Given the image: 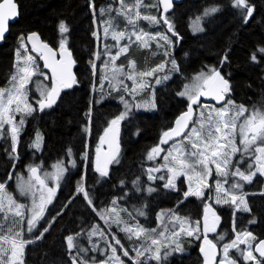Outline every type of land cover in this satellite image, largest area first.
<instances>
[{
	"label": "trees",
	"instance_id": "obj_1",
	"mask_svg": "<svg viewBox=\"0 0 264 264\" xmlns=\"http://www.w3.org/2000/svg\"><path fill=\"white\" fill-rule=\"evenodd\" d=\"M15 2L18 17L10 24L9 32L0 45V88L11 87L12 76L17 71L18 49L21 66L29 55L34 58L36 66V74L27 85L29 98L34 93V85L41 82L49 84L50 79H41L44 70L37 54L21 46L25 35L30 32L37 33L42 41L57 49L60 48L62 39L65 40V46L72 52L76 63V83L71 88H62L55 104L40 111L31 99L35 111L23 116L24 125L15 157L10 155V137L7 133L0 137V183L5 185V189L13 190L18 171H23L31 160L42 163L45 167L60 161L67 169L60 188L52 197V202L46 206L44 216L35 230L29 236L23 235V240L31 241L24 247V264H73V257L77 258V264H137V259L143 264H203L200 253L202 236L197 231L193 236L180 234V253L162 258L161 261L148 259L151 253L136 257V249L149 247L150 240L157 236L156 231L152 230L158 228L160 211L167 210L176 219L179 217L178 220L182 223L185 220V224L191 225V228H196L197 222L202 226L199 219L207 204L208 192L213 191V181L221 179L216 175L211 176V188L202 190L204 196L185 197L186 186L182 176L175 181V187H165L166 180L159 179L157 173L152 172L151 175L155 178L149 179L148 170L152 169L153 164L148 159V153L159 144L160 135L171 127L174 118L185 110L187 103L180 98V90L191 76L207 70L208 66L225 76L229 81L230 91L220 106L198 102L195 105V119H200V116H196L198 111L207 112L202 106L220 109L228 100L235 107H264V53L259 52L260 48H264V0H248L253 12L247 20L246 12L233 6V0H182L164 16L172 23L173 31L168 30L160 10L157 9L156 16L161 21V28L145 29L149 33L167 34L171 43L154 39L149 41L147 47L136 42L134 36L131 37V44L127 35L119 44L113 39V32L119 30L127 33L130 27L117 11L118 0ZM211 7H218L219 10L205 15L203 11ZM145 10L150 13L154 11L149 8ZM197 16L202 17L203 28L193 33L190 24ZM60 21H64L69 28L65 34L59 31ZM108 22L112 26L106 35ZM144 26L143 23L141 28ZM131 29L127 34L137 31ZM125 45H128V51L116 59L118 64L125 66L129 60H135L139 71L150 69L159 63L174 69L170 62L174 59L178 70L174 69V73L166 81L161 71L148 77L147 88H143V94L135 96V99L147 98V94L153 92L155 107L149 109L133 106L125 119L119 122L118 162L110 163L108 175L101 176L94 166L96 149L110 122L124 110V102L120 97L132 103V96L124 95V89L112 88L109 80L103 79L105 63L108 62L109 69L112 67L105 50L108 49L111 55H115ZM95 53H100L99 59ZM253 54L257 57L255 61L251 58ZM225 55L227 60L224 59ZM92 62L96 65L95 72ZM157 77L161 79L159 84L156 83ZM132 84L129 81L127 89L130 90ZM21 118V113H17L16 122ZM7 128L5 125V129ZM37 133L42 137V143L34 157L30 144L33 135L36 137ZM253 155H247L248 162L253 160ZM156 163L164 164V158L159 156ZM246 164L244 159L241 166L245 167ZM163 172L165 178L170 175L167 169ZM81 184L91 197L93 205H89L84 195L77 192V187ZM149 188L153 190L150 192ZM239 192L244 195L250 211H236L232 204H214L221 222L216 233L209 234L208 237L218 247L219 255L223 251L222 245L233 240L237 232L246 230L252 233L255 237L251 240L252 249L258 240L264 239V175H256L251 182H245ZM113 200L117 201L115 206L112 204ZM112 207L117 210L126 209L127 211L120 212L121 219L129 224L138 223L147 230L148 235L140 239H129L122 230L124 224L110 221L106 223L103 220L106 223L104 226L96 215L97 211ZM139 212H143V215H139ZM7 217L9 218L0 213V234L8 233L10 228L13 232L19 231L20 221L11 223L12 216L8 214ZM93 225H98L105 235L101 237L97 234L89 240L87 233ZM45 228L48 229L46 232ZM173 231L175 230L167 227L165 234ZM77 233H80L76 238L78 248L69 250L65 238ZM218 233L220 238L215 236ZM115 240H119L120 244H116ZM114 247L118 251L115 258L110 256L114 253ZM125 250L128 251V256L123 255ZM233 256L238 264H249L242 257L240 259L235 254Z\"/></svg>",
	"mask_w": 264,
	"mask_h": 264
},
{
	"label": "snow or ice",
	"instance_id": "obj_2",
	"mask_svg": "<svg viewBox=\"0 0 264 264\" xmlns=\"http://www.w3.org/2000/svg\"><path fill=\"white\" fill-rule=\"evenodd\" d=\"M160 3L164 6V11L171 7V0H160ZM121 7L118 9V13L121 15H128L130 10H125L123 0H120ZM233 6L242 8L246 12L245 20L247 17H250L253 12L252 6L248 4V0H233ZM139 7V0H138ZM218 7H211L205 10V15L217 12ZM103 11V10H101ZM18 15L17 5L14 3V0H3V3H0V40L4 38L5 32L7 31L8 21ZM149 20L153 23H160V20H157L155 16H140V12L137 10L135 13V19L129 18L128 23L135 27L136 19ZM199 17L197 18V21ZM163 23L168 26L169 31H173L172 23L163 17ZM111 22H108V26L105 28V34L109 32L111 27ZM196 29L199 28V24H196ZM59 31L61 34H65L69 31L67 24L64 21L59 23ZM175 35V33L173 32ZM95 35V33H94ZM128 36L129 44L133 41L132 36H135V41L143 47H147L150 40L159 39L164 41L166 44H170L171 40L167 34L160 35L157 34L153 36L149 33L136 32L133 31L131 34H127L124 31L119 33L113 32V39L119 41L125 36ZM38 40L39 37L33 33L27 39ZM66 41L62 39L60 48H61V60L48 62V54L54 56L55 53L48 47V45L43 44L40 48H36L37 51L46 50V53L42 51V55L45 59V67L51 68L52 70V87L50 89L44 88L41 90V98L36 101V104L39 107L40 111H43L45 108H50L56 102V98L59 96L60 90L62 88H70L73 84L76 83V78L71 72V53L66 49ZM24 47V45H21ZM35 47V44H34ZM128 51V45L122 46L118 49L115 55H111L110 50L106 49L105 54L109 56V62L112 63L111 69L108 68V62L105 63V75L103 79L109 80V83L116 87H123L126 91H129L130 94L135 95L138 91L143 90L147 85L144 83L143 78L153 76L154 73L162 71L164 65H159L157 68L152 69L148 72H143L137 74L135 72V63L133 61L129 62V71L125 72L123 66H115V60L121 55ZM260 53H264V48L259 49ZM167 54V53H166ZM97 59L100 58V53L94 54ZM67 57V59H65ZM252 60H256V54L252 55ZM225 60L227 56L225 55ZM20 52L17 50V71L16 74L12 76L11 87L8 89L0 88V137L7 136L11 139V153L15 157L16 147L19 142V135L24 125V115H30L35 109L33 105L29 102L28 89L27 85L31 80L32 76L36 74V68L34 64V58L29 55L24 60L23 66L20 64ZM173 68L177 69L176 61L173 59L170 61ZM93 71L96 70V65L92 62ZM122 76H126L127 79L133 82L132 88L127 89L124 85ZM165 76L163 79H167ZM114 82V84H113ZM156 83H161V79H156ZM230 91L229 81L226 80L221 73L212 69L210 74H200L195 78V82L189 86L185 85V90L180 92L179 95L187 96L190 103L187 112L183 113L177 120L176 126L171 128L168 131H165L162 135L161 144H167L169 141H173L172 147L167 151V154L163 157L165 160V165L163 167L167 168V171L170 175L167 176V183L165 187H175V179L180 175H188L189 172H194L197 178L200 180V186L195 190L192 187H189V191L185 192V197L189 195L204 196L202 188H209L210 186L206 182V178L212 175L213 168L215 166V172L218 177L216 181V193L217 199L216 203H225L232 204L235 207L236 211H250L247 201L243 195H235L232 191L225 189L224 184L228 183V178H239L234 180L231 185L232 190L241 189L243 184L242 182H251L253 177L259 173L264 175V112L259 110L252 111L249 115L245 116V113L248 110L240 105L235 107L231 100L225 102V107L220 109L207 108V106H202L207 109V112L201 111L199 113V121L193 119V107L192 105L198 104L200 96H212L217 101L225 99V94ZM122 102L125 104V111L120 113L119 116L114 118L109 125L108 129H105V135L109 132L118 133V125L121 120L125 118L128 114L130 105L127 101L124 100V97H120ZM139 107V105H137ZM155 107V105H151ZM21 113L22 118L19 122H16L15 114ZM243 118V119H242ZM238 121H240L238 123ZM191 123V127H190ZM5 125L8 126L5 129ZM239 135V144L242 147H238L236 144V137ZM176 138H180L176 140ZM103 137L101 138L103 142ZM42 137L39 133L36 135V139L31 145L33 148L39 149L41 146ZM164 151L160 146L153 147L148 153V159H154L156 156H159L160 153ZM242 152L244 154L252 153L254 154V165L255 170H253L254 165L249 164L246 170H241L239 163L237 162L234 170L232 157L238 153ZM69 151V155H70ZM243 159V156L241 157ZM118 162L116 158V153L113 152L108 158L101 163L99 157L96 162V171L100 173L101 176H107V165L109 163ZM74 164V161H72ZM55 167L54 173H44L42 178L40 173L39 166H30V178L27 182L26 187L21 186V191L24 193H31L33 197L32 205L28 209L30 213L27 219L28 231H31L36 227L37 223L44 216L46 206L52 202V197L55 194L54 188H49L46 184L47 179H52L56 182L57 186L60 179L63 176V173L66 171L62 163H58ZM199 169V171H197ZM160 169H149V179H154L151 175L153 171H159ZM160 179H165V177H160ZM189 180L192 179L191 176L188 177ZM123 183V181H121ZM136 183L135 181L133 182ZM5 185L0 183V213L5 214L7 218L8 214H11L14 217H19L22 221L25 216V206L22 204H17L11 196H8L5 192ZM35 189V191H33ZM139 190V189H138ZM153 189L149 188L148 191ZM37 192L39 197L37 199ZM77 192L82 193L87 200L89 205H93V201L89 196L86 189L83 185H78ZM117 203L116 200L112 201L113 206ZM94 208V206H93ZM96 209L94 208V211ZM121 211H127L126 209L117 210L116 207L111 209H102L97 211V215L101 219L105 220L106 223H116L124 224L123 231L127 233L128 238L140 239L146 237L148 232L138 223L129 224L123 221L120 217ZM204 231L214 232L216 231L215 225L219 222L220 217L212 209L211 205H205L204 208ZM211 214L212 222H208V214ZM131 216V213H129ZM139 215H143V212H139ZM235 215V212H234ZM177 219H180L177 217ZM191 230L185 229L183 223L180 226L179 231H173L171 242L176 244L174 251H181L182 248L178 243V238L181 233L186 234L187 236H193L196 231L199 229V222H197L196 228H191ZM48 229L45 228L46 232ZM155 231V230H152ZM9 235H0V264H24L22 256L24 252V247L27 243L31 241H25L22 239L23 231L13 232L10 228L8 229ZM99 234L101 237L105 235L103 231L99 229L98 225H93L92 229L87 233L89 240L92 236ZM43 235V233H41ZM80 235L77 233L74 235H68L65 239L67 242V248L72 250L73 248H78L76 243V238ZM161 237H165V233H160ZM243 237V238H242ZM166 238V237H165ZM255 237L252 236L250 232H237L236 237L231 243L225 244L223 246L224 259L220 261V264H235V261L229 258V249H237L241 251L245 260L253 261L254 264H264V241H260L258 245L255 246L254 251L259 253V257L262 259H257L253 254L252 246L249 244L250 240H254ZM205 244L208 245L206 250L204 247H201V251L205 253V264H210L209 254L216 248V245L213 244L210 240L207 239V235L204 236ZM116 244H120L119 240L115 241ZM245 244L249 245L248 250L244 251L240 249V245ZM7 245L8 247H5ZM122 247V246H121ZM168 245H165L160 239H151L149 247L144 248L143 250L136 249V257H144L145 253H151V256L148 259H154L156 261H161L162 258L166 257L169 253L167 251ZM161 249H164L163 254ZM80 251H86L85 249H80ZM112 251L115 253L116 249L113 248ZM124 256H128V251L123 252ZM214 259V255L212 256ZM73 264H77V258L73 257ZM82 264V262H81ZM137 264H143V262L137 259Z\"/></svg>",
	"mask_w": 264,
	"mask_h": 264
},
{
	"label": "rangeland",
	"instance_id": "obj_3",
	"mask_svg": "<svg viewBox=\"0 0 264 264\" xmlns=\"http://www.w3.org/2000/svg\"><path fill=\"white\" fill-rule=\"evenodd\" d=\"M119 1V9H120V7H121V4H120V0H118ZM123 2H124V8H125V10H130L129 12H128V15H121L122 16V19L124 20V21H126V22H128V20H129V18H133V19H135V13H136V11L138 10L139 12H140V16L141 17H143V16H155L156 18H157V16H156V11H157V9H158V5H157V0H139V7H138V0H129V2H125V0H123ZM145 8H149L150 10H154L153 12H148V11H146L145 10ZM206 9H209V8H206ZM205 9V10H206ZM205 10L203 11L204 13H205ZM199 17V20L197 21V18ZM190 21H191V19H190ZM189 21V22H190ZM145 24V26L143 27V28H141V26H142V24ZM199 24V28L200 29H202L203 27H202V17L201 16H197L192 22H191V24H190V29H191V31L193 32V33H196V32H198V31H200V30H197L196 29V24ZM189 25V24H188ZM131 28H134L135 30H137L136 32H144V33H149L145 28H161L160 27V24L159 23H153V22H151V21H149V20H144V19H142V18H140V19H136V25H135V27H133V25H130V27L127 29V33H129L132 29ZM149 34H151V35H153V36H156L157 34L156 33H149ZM156 41L158 40V39H155ZM24 47L26 48L27 47V44L24 42ZM29 55V54H28ZM130 61H133L134 63H135V72L137 73V74H139V73H143V72H148V71H151L152 69H154V68H157L159 65H164L163 63H159V64H156V65H154L152 68H150V69H145V70H143V71H139V70H137V63H136V61L135 60H129V62ZM129 62L125 65V66H123V65H121V64H118V63H116V60H115V66H117V67H121V66H123V68L125 69V72H128L129 71ZM111 65H112V63H111ZM35 68H36V66H35ZM212 69H215V68H213L212 66H208L207 67V70H203V71H201L200 73H198V74H196V75H194V76H191V78L189 79V81L187 82V83H185V85H189V86H191L194 82H195V78L197 77V76H199L200 74H205V75H207V74H210V72H211V70ZM162 72V77H165V76H167L168 78L167 79H169L171 76H172V74L174 73V69H170L168 66H165L164 65V68H163V70L161 71ZM41 79H44L45 81H47L48 79H50L49 80V84H45V82H41V83H38V84H36V85H34V93H32L31 95H30V98H29V102L33 105V103L31 102V99L34 101V103L36 104V101H38L40 98H41V90L42 89H44V88H48V89H50L51 87H52V79L51 78H49V76L46 74V72L44 71V72H42L41 73ZM40 79V80H41ZM121 79H123V82H124V85H126V87H127V85H128V82L129 81H131V80H129V79H127V77L126 76H122L121 77ZM157 79H158V77H157ZM167 79H165V81L167 80ZM148 77H144L143 78V81H144V83L146 84V85H148ZM113 84H114V82H113ZM185 85L183 86V88L180 90V92H183L184 90H185ZM132 86H133V84H132ZM112 88H117L116 86H113L112 85ZM122 89H124V95L125 94H130V92L129 91H126L125 90V88H123V87H121ZM132 88V87H131ZM144 88H147V86L146 87H144ZM61 91V90H60ZM141 91V90H140ZM138 91L135 95H132V94H130L131 96H132V103L130 102V101H127L128 103H129V105H130V108H129V110H128V112L131 110V108L134 106V107H136L137 105H139L140 107H142V108H149V109H152L153 107H151V105H153L154 104V95H153V92L151 93V94H147V98H139V99H135V96H140V95H142L143 94V92L144 91ZM179 96H181V95H179ZM180 98H183V99H185L186 100V103H187V105H188V103L190 102L189 101V99H188V97L187 96H181ZM57 99V98H56ZM37 105V104H36ZM186 105V106H187ZM222 107H225V105L224 106H222ZM222 107H220V108H222ZM33 108H34V105H33ZM38 109H39V107H38ZM247 110H248V112H246L245 113V116H247V115H249L252 111H254V110H259V111H262V112H264V107L263 106H252V107H249V108H246ZM125 111V104H124V110H123V112ZM199 111H198V114H196V116L198 115L199 116ZM17 114V113H16ZM16 114H15V116H16ZM127 116V115H126ZM125 116V117H126ZM117 117V116H116ZM115 117V118H116ZM125 119V118H124ZM123 119V120H124ZM195 121H199V119H195V115H194V118H193ZM243 119V118H242ZM122 121V120H121ZM240 121H238V123H239ZM192 125H190V127H191ZM118 127H119V125H118ZM36 139V137H35V134L33 135V138H32V141H31V144H30V148L33 150V152H34V156L37 154V151H39L40 150V148H41V146H40V148L39 149H36V148H33L31 145L33 144V142H34V140ZM180 138H178L177 140H179ZM239 135L237 134V137H236V144H237V146L238 147H242L240 144H239ZM42 143V142H41ZM172 144L173 143H170L168 146H166V147H164L165 145L164 144H161L160 143V139H159V144L158 145H156V146H160L161 148H163L164 149V151H162L161 153H160V157H164L166 154H167V151L172 147ZM155 146V147H156ZM101 149V145L96 149V152L98 151V150H100ZM95 152V153H96ZM251 154V153H250ZM244 155H249V154H244V153H242V152H238V153H236L233 157H232V160H233V168H232V170H234V168H235V166H236V164H237V162L239 163V166H240V168H241V170H246L247 168H248V165L249 164H253L254 165V155H253V160L251 161V162H248L246 165H245V167H243V166H241V163H242V159H241V157L243 156L244 157ZM159 156H156L154 159H151V162H152V164H153V167H152V169H160L159 171H153V173H157V176L159 177V179H160V177H164L165 176V173L163 172L164 171V169H167V168H165V167H163V165H165V160H164V164H158V163H156V160L159 158ZM94 158H95V156H94ZM95 160V159H94ZM58 163H62V162H60V161H56V162H53V163H51L48 167H45V166H43V164L42 163H39V166H40V175H41V177L43 178L44 177V173H49V174H51V173H54L55 172V165H57ZM63 164V163H62ZM30 166H38L37 164H36V161L35 160H31L30 162H28L25 166H24V168H23V171L22 170H20V171H18V173H17V176L15 177V180H14V188H13V190H9V189H4V192L8 195V196H11L13 199H14V201L17 203V204H22V205H24L25 206V216H24V219L21 221L20 220V218L19 217H14V216H12L11 214V216L12 217H10V219H11V223H14V221H20V224H21V226H20V230L19 231H23V235L25 234V236H29L31 233H33V231L35 230V228H33L31 231H28V226H27V219H28V217H29V215H30V213L28 212V209L31 207V205H32V201H33V197H32V194L29 192V193H24V192H22L21 191V186H25L26 187V185H27V182L29 181V178H30V175H29V168H30ZM63 166L65 167V169H66V166L63 164ZM212 168H213V172H212V175L211 176H215L216 175V172H215V166L214 165H212L211 166ZM67 170V169H66ZM253 170H255V165H254V167H253ZM197 171H199V169H197ZM65 174H66V171L63 173V176H62V178L60 179V181H59V184H58V186H57V184H56V182L54 181V180H52V179H47L46 180V184H47V186L49 187V188H54L55 189V194L57 193V191H58V189L60 188L59 186L61 185V183H62V181H63V179H64V176H65ZM256 175H259V173H257ZM255 175V176H256ZM180 176H182L183 177V182H184V184H185V191L186 192H188L189 191V187H192V189L193 190H195L197 187H199L200 186V180L197 178V176H196V174L194 173V172H189L188 173V175H180ZM180 176H178V177H176V179H175V181H177V179L180 177ZM189 176H191L192 177V179L191 180H189L188 179V177ZM211 176H208L207 178H206V182L208 183V185L210 186V188H211V185L209 184V179H210V177ZM217 176V175H216ZM167 178V177H166ZM165 178V180L166 181H164L165 182V184L167 183V179ZM211 179H212V177H211ZM239 178H232L231 176L228 178V183H226V184H224V187H225V189H228V190H230V191H233V194H235V195H237V196H239V195H243V194H241L239 191L243 188V186H242V188L241 189H238V190H232L231 189V185H232V183L234 182V180H238ZM216 181H217V179H215L213 182H214V188H212V190L213 191H211V192H208L207 194H208V197H207V204L206 205H211V207H212V209L215 211V213L220 217V215L218 214V210H217V208L215 207V205L216 206H219V205H221V203H216V199H217V193H216ZM245 182H242V184H244ZM176 184V183H175ZM203 189H205V188H202L201 190H203ZM206 190V189H205ZM33 191H35V189L33 190ZM54 194V195H55ZM37 199H38V197H39V193L37 192ZM244 196V195H243ZM215 204V205H214ZM234 206V205H233ZM205 208V207H204ZM234 209H235V207H234ZM98 216V218L102 221V223L104 224L105 222L103 221V219H101L100 218V216L99 215H97ZM204 216H205V212H204V209H203V214H202V217H201V219H199V221H200V223L202 224V226H199V229H198V231H197V233H199L201 236H202V243L204 242V236H205V234L207 235V239L208 240H211L209 237H208V235L209 234H214V233H216V231H217V228H218V226L220 225V222H221V217H220V220H219V222L215 225V227H216V231H214V232H207V233H205V231H204ZM7 218H9V217H7ZM209 220H211V222H212V217H211V214L209 213L208 214V221ZM211 222H209V224H211ZM106 224V223H105ZM181 224H182V222L181 221H179L178 219H176V217L175 216H173V214H171L170 215V213L169 212H167V210H164V211H160L159 212V214H158V228L155 230L156 231V233H157V236L154 238V239H160V240H162L163 241V243L165 244V245H168V248H167V251H168V255L166 256V257H164V258H167V257H169V256H171V255H173L174 253H177V252H179L180 253V251H174L173 249H175V247H176V244L175 243H172L171 242V237H172V233L171 234H165V237H161L160 236V233L161 232H166V228L167 227H170V228H172V230H175V231H179L180 230V226H181ZM183 225H184V227H185V229H187V228H189V226H188V224H185V220H183ZM37 226V225H36ZM104 226H106V225H104ZM246 231V230H245ZM245 231H243V232H245ZM242 232V233H243ZM0 235H9V233H3V234H0ZM217 238H220V234L218 233V234H216L215 235ZM236 237V236H235ZM235 237H234V239H235ZM243 238V237H242ZM22 239H23V236H22ZM233 239V240H234ZM116 241V240H115ZM232 241V240H231ZM231 241L230 242H226V243H224L223 245H222V247L225 245V244H228V243H231ZM212 242V241H211ZM150 243H151V240H150ZM213 243V242H212ZM251 243H252V241L250 240L249 241V244L251 245ZM5 247H8L7 245H5ZM248 247H249V245H245V244H241L240 245V249H242V250H244V251H247L248 250ZM115 248V247H114ZM116 249V248H115ZM161 251L163 252L164 251V249H161ZM253 253H254V251H253ZM118 254V251H117V249H116V251H115V253H111L110 254V256L111 257H113V258H115L116 257V255ZM233 254H235V255H237V256H239L240 257V259H241V257H242V259L244 260V262H246V263H249V264H254V262L253 261H249V260H245L244 259V257H243V255H241V251H238L237 249H229V258L230 259H232L233 261H235V264H238V262L236 261V259H234V256H233ZM222 259H224V254H223V251H222V253H221V255H220V257H219V261H218V263L217 264H220V261L222 260Z\"/></svg>",
	"mask_w": 264,
	"mask_h": 264
},
{
	"label": "water",
	"instance_id": "obj_4",
	"mask_svg": "<svg viewBox=\"0 0 264 264\" xmlns=\"http://www.w3.org/2000/svg\"><path fill=\"white\" fill-rule=\"evenodd\" d=\"M181 1H182V0H171V7L167 10V12H165V11H164V6H163V4L160 3V0H157L158 8H159V10H160V12H161V18H162V20H163V17L165 16V14L168 13V12H170V11H172L174 5L179 4ZM0 3H3V0H0ZM14 3L16 4L15 0H14ZM16 5H17V4H16ZM17 11H18V7H17ZM17 17H18V15H17L16 17H14V18H12V19H10V20L8 21L7 31L5 32L4 38L7 36L8 32H9V26H10V24L14 23V21L16 20ZM167 27H168V26H167ZM33 33H34V32H30V33H28V34L26 35V37H25L26 41L28 42V45H29L31 48H33V49L35 50L36 48H40L41 45L46 44V45H48V47L52 50V52L55 53L54 56L48 54V62H52L53 60H55V61H60V60H61V49L57 50V49L53 48L51 45H49L48 43L43 42V41L41 40V38H40L36 33H35V34L39 37L38 40H35V38H34V40H32V41L28 40L27 38H28L29 36H31V34H33ZM4 38H3L2 40H0V44H2ZM34 44H35V47H34ZM66 49H67L68 52L71 53V51H69L68 48H66ZM35 51H37V50H35ZM42 51H44V52L46 53V50H42ZM42 51H37V52L39 53V55H40V63H41V65H42L44 71L48 74L49 77L52 78V70H51V68H47V67H45V59H44V57H43V55H42ZM65 59H67V57H65ZM71 61H72V64H71V72H72V74H73V75L75 76V78H76V75H75V60L73 59L72 53H71ZM220 73H221V72H220ZM221 75L223 76V74H221ZM223 77H224V76H223ZM224 78H225V77H224ZM225 79H226V78H225ZM226 80H227V79H226ZM73 85H74V84H73ZM73 85H72V86H73ZM199 101H201L202 103H206V104L221 105L222 102H223L224 100L217 101V100H216L214 97H212V96H200ZM189 103H190V102H189ZM189 103H188L186 109H185L184 111H182L181 113H179V114L174 118L171 127L168 128V129H166L165 131H168V130H170L171 128H173V127L176 126V120H177V119H178L183 113L187 112L188 107H189ZM192 107H193V110H194V112H193V117H194V114H195V106L192 105ZM165 131H164V132H165ZM164 132H163V133H164ZM163 133H162V135H163ZM162 135L160 136V141H161ZM102 137H103L104 139H103V142H102V140H101L100 144H101V146H102L103 148H101V149L96 153L95 165H96V162H97V158H98V157H99L100 162L103 163V162L108 158L109 155H111L113 152L116 153L117 150H118V146H119V145H118V133H115V134H114L113 132H109L107 135H105V133H104V135H103ZM176 139H177V138H176ZM171 142H173V141H169L167 144H169V143H171ZM108 165H109V164H108ZM108 165H107V169H108ZM95 168H96V167H95ZM30 175H31V174H30ZM209 222H211V220H209ZM260 241H264V239H260L259 241H257V242L255 243L253 249H255V246L258 245ZM202 247H204L206 250L208 249V245L205 244V242L203 243ZM200 252H201V254H202V256H203V260H204V264H205V253L202 252L201 249H200ZM254 252H255V251H254ZM255 253L259 256V253H257V252H255ZM213 255H214V259L212 258ZM217 258H218V250H217V248H215V249L212 250V252L209 254V261H210V264H215Z\"/></svg>",
	"mask_w": 264,
	"mask_h": 264
},
{
	"label": "flooded vegetation",
	"instance_id": "obj_5",
	"mask_svg": "<svg viewBox=\"0 0 264 264\" xmlns=\"http://www.w3.org/2000/svg\"><path fill=\"white\" fill-rule=\"evenodd\" d=\"M229 86H230V85H229ZM226 95H227V94H226ZM247 157H248L247 155H244V157H243V159H242V160L245 159V162H246V163H248V161H249V159H247Z\"/></svg>",
	"mask_w": 264,
	"mask_h": 264
}]
</instances>
